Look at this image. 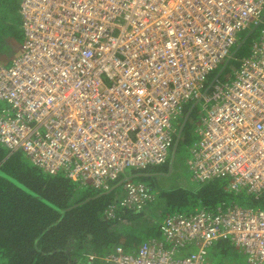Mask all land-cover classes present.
<instances>
[{
    "label": "built area",
    "instance_id": "obj_1",
    "mask_svg": "<svg viewBox=\"0 0 264 264\" xmlns=\"http://www.w3.org/2000/svg\"><path fill=\"white\" fill-rule=\"evenodd\" d=\"M20 13L21 51L0 64V144L101 189L126 168L167 160L185 104L239 33L259 26L233 76L204 98L188 164L196 182L229 178L236 191L264 194V0H20ZM123 193L120 205L137 210L155 196L138 180ZM221 240L264 264V208L177 211L162 239L117 247L105 264H212L208 249Z\"/></svg>",
    "mask_w": 264,
    "mask_h": 264
},
{
    "label": "trees",
    "instance_id": "obj_2",
    "mask_svg": "<svg viewBox=\"0 0 264 264\" xmlns=\"http://www.w3.org/2000/svg\"><path fill=\"white\" fill-rule=\"evenodd\" d=\"M19 4L20 0H0V59L10 60L22 48L24 29ZM6 64L2 65L9 66ZM210 77L212 73L201 89L202 95L212 91ZM199 98L202 96L189 100L177 119ZM173 143L174 137L169 151ZM169 157L162 164L131 169L128 175L124 171L108 188L101 189L73 181L60 172H46L24 152H10L0 144V264H105L117 247L132 252L148 239H162L164 218L177 211L212 209L234 195L243 196L242 203H237L241 206L264 208L263 193L257 198L243 195L241 189L234 193L226 179L171 188L168 179L175 171V158ZM156 176L164 177L162 182ZM132 177L143 183L148 179L145 184L155 195L141 210L120 205L123 183ZM112 204L116 207L109 214L107 209ZM215 245L213 250L219 257L225 258L235 250L224 240ZM180 254H185V249Z\"/></svg>",
    "mask_w": 264,
    "mask_h": 264
},
{
    "label": "rangeland",
    "instance_id": "obj_3",
    "mask_svg": "<svg viewBox=\"0 0 264 264\" xmlns=\"http://www.w3.org/2000/svg\"><path fill=\"white\" fill-rule=\"evenodd\" d=\"M262 20L264 21V13ZM259 29V26H253L252 28L243 30L239 33L238 39L231 48L230 54L221 63H219L218 67L212 72V77H210V80L215 77L224 79L227 76H233V72L237 69L239 61L242 57L249 54L253 40L258 38ZM204 95L209 97L207 92H205ZM205 104L206 102L203 98L195 100L194 103L187 105V110L185 111L184 115L173 122L174 143L170 150L171 154H169V160L175 158V171H173L172 176L168 179L170 181V186H172L171 188H174L177 185L186 188L190 185L196 184V182L193 180L188 160L191 158V146L193 142L199 138V132L202 127V118H204L206 115V110L204 109ZM181 123L184 125L180 129ZM176 141H179L180 143H176ZM131 169L132 168L125 169L126 175L130 173ZM156 177L155 179L159 182H162V179L164 178L162 176ZM132 179L136 181L138 178L132 177ZM145 180V183H148V179ZM229 190L237 193L233 188H230ZM241 193L245 195L247 193L246 188H242ZM242 198L243 196L234 195L229 197L226 200V203H242ZM244 205H246V203H244ZM213 249L214 247H210L208 249L212 264H252L247 261V255L238 247H235L234 252L231 255H227L225 258L219 257L220 255L217 254L216 250Z\"/></svg>",
    "mask_w": 264,
    "mask_h": 264
},
{
    "label": "crops",
    "instance_id": "obj_4",
    "mask_svg": "<svg viewBox=\"0 0 264 264\" xmlns=\"http://www.w3.org/2000/svg\"><path fill=\"white\" fill-rule=\"evenodd\" d=\"M19 5H20V4H19ZM20 17H21V13H20ZM20 49H21V48H20ZM20 49H19V50H20ZM20 51H21V50H20ZM12 53H13V52H12ZM18 54H19V53H18ZM18 54H16V56H17ZM12 55H13V54L9 55L10 58L12 57ZM14 57H15V56H14ZM14 57H13V58H14ZM13 58L10 59V60H7V58H5V59H0V63L5 65V64H6L5 62H6V61H9V63H7L6 65H10V63H11L12 60H13ZM216 79H217L216 77L213 78V82H212V83H215V82H216V81H215ZM211 92H212V91H211ZM211 92H210V94H211ZM208 94H209V93H208ZM210 94H209V95H210ZM201 96H202L203 99L206 97L205 95H201ZM201 96H200V97H201ZM1 104H2V103H0V105H1ZM201 128H202V127H201ZM191 147H192V146H191ZM169 152H170V151H169ZM168 157H169V153H168ZM167 159H168V158H167ZM188 161H189V160H188ZM149 188H150V187H149ZM153 193H154V192H153ZM154 198H155V196H154ZM213 247H216V245H214ZM211 263H212V262H211Z\"/></svg>",
    "mask_w": 264,
    "mask_h": 264
},
{
    "label": "clouds",
    "instance_id": "obj_5",
    "mask_svg": "<svg viewBox=\"0 0 264 264\" xmlns=\"http://www.w3.org/2000/svg\"><path fill=\"white\" fill-rule=\"evenodd\" d=\"M212 86H213V84H212ZM202 95V94H201ZM200 96V95H199ZM219 179H226L227 180V182H228V187H229V185H230V179L229 178H219ZM230 188V187H229Z\"/></svg>",
    "mask_w": 264,
    "mask_h": 264
}]
</instances>
